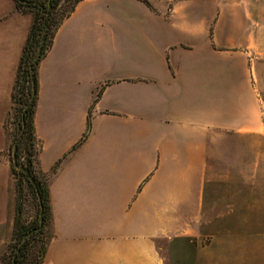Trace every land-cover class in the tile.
Wrapping results in <instances>:
<instances>
[{
    "label": "crops",
    "instance_id": "obj_1",
    "mask_svg": "<svg viewBox=\"0 0 264 264\" xmlns=\"http://www.w3.org/2000/svg\"><path fill=\"white\" fill-rule=\"evenodd\" d=\"M33 18L0 0L2 147ZM256 32L255 0L77 3L37 71L47 264H161L180 240L193 264H264Z\"/></svg>",
    "mask_w": 264,
    "mask_h": 264
},
{
    "label": "trees",
    "instance_id": "obj_2",
    "mask_svg": "<svg viewBox=\"0 0 264 264\" xmlns=\"http://www.w3.org/2000/svg\"><path fill=\"white\" fill-rule=\"evenodd\" d=\"M65 1H68L66 5ZM79 1L15 0L18 10L24 13H33L34 18L23 47L12 93L13 104L23 103L26 107L19 109L18 118L22 134L18 143L16 142L15 149L12 145L11 166L16 178L15 216L11 241L0 258V264H31L32 242L37 237L43 238L45 234V225L49 216V193L47 181L38 173L36 166L37 148L34 116L38 97L37 71L42 59L52 47L57 29L64 19L71 15ZM41 42V51L37 56ZM22 143L27 151L25 158L20 154ZM23 180L27 181L28 187L36 195L42 209L43 223L41 226L36 222L29 227L23 220ZM38 227L40 228L36 231ZM39 260L37 259L33 264H39Z\"/></svg>",
    "mask_w": 264,
    "mask_h": 264
},
{
    "label": "rangeland",
    "instance_id": "obj_3",
    "mask_svg": "<svg viewBox=\"0 0 264 264\" xmlns=\"http://www.w3.org/2000/svg\"><path fill=\"white\" fill-rule=\"evenodd\" d=\"M68 1H65V5ZM33 14V13H32ZM255 19H256V36H255V47L253 50L254 64L256 68V76H257V85L261 90L264 96V0H255ZM26 106L23 103H12L9 114L4 122V130L7 137V146H0V174L3 173L1 168L3 165L6 168L5 175L0 177V199L2 197L5 198V201H0V205H5V210L3 211V220L4 223L0 224V258L3 253L6 251L9 242L11 241L12 236V228L5 225L6 218L8 219L9 213V221H13L11 217L12 206L10 202L14 196V192L16 194V178L14 177L11 159H12V145L15 149L16 142L18 143L20 136L22 134V128L19 126V109H24ZM26 148L24 144H21L20 154L23 158L26 157ZM23 188V197L22 200L24 202L23 208V220L26 225H34V223L38 222V225L41 226L43 223L42 220V209L40 208L38 199L34 192L28 187V183L26 180L22 182ZM22 194V193H21ZM10 209V210H9ZM49 216L48 221L45 225V234L44 237H37L36 240L32 242V251L30 252V261L31 264L39 260V264H47V255L49 251V245L51 242V235L47 230V224H49L51 220L50 216V206H49ZM10 211V212H9ZM15 216V215H14ZM8 221V222H9ZM11 225V223H10ZM14 225V224H13ZM40 227L36 231L39 230ZM196 240H194V243ZM194 243L189 242V240H180L178 242H174L171 246L167 244L166 247L161 251V258L159 261L161 264H193L194 257ZM42 250L44 253L42 254Z\"/></svg>",
    "mask_w": 264,
    "mask_h": 264
},
{
    "label": "water",
    "instance_id": "obj_4",
    "mask_svg": "<svg viewBox=\"0 0 264 264\" xmlns=\"http://www.w3.org/2000/svg\"><path fill=\"white\" fill-rule=\"evenodd\" d=\"M44 37V36H43ZM42 41H43V39H42ZM41 45H42V42H41V44H40V46H39V48H38V50H37V56H39V54H40V51H41Z\"/></svg>",
    "mask_w": 264,
    "mask_h": 264
}]
</instances>
